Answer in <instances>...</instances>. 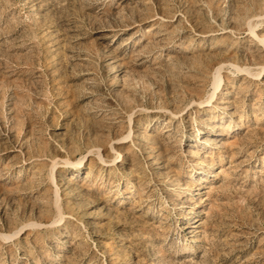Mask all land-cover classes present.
I'll return each instance as SVG.
<instances>
[{
    "label": "rangeland",
    "instance_id": "374dc122",
    "mask_svg": "<svg viewBox=\"0 0 264 264\" xmlns=\"http://www.w3.org/2000/svg\"><path fill=\"white\" fill-rule=\"evenodd\" d=\"M250 26L264 0H0V264H264Z\"/></svg>",
    "mask_w": 264,
    "mask_h": 264
},
{
    "label": "bare ground",
    "instance_id": "6f19581e",
    "mask_svg": "<svg viewBox=\"0 0 264 264\" xmlns=\"http://www.w3.org/2000/svg\"><path fill=\"white\" fill-rule=\"evenodd\" d=\"M250 32H251V34L253 35V37H255L256 38V41H257V43H258V45L259 46H263L264 47V36H262V35H257L256 33H255V31H254V28L253 27H251L250 26ZM237 67H239V66H237ZM246 67V66H245ZM245 67H242V68H240V69H238L239 70V72H241V71H244L245 73H247L249 76H255V77H258L260 74H261V71H264V66L261 68V70L259 71V72H253V71H248ZM250 70V69H249ZM244 73V74H245ZM217 78V77H216ZM255 79H257V78H255ZM213 84L215 85L214 86V88L216 87V84H218L217 82H216V79L214 80V82H213ZM217 88V87H216ZM215 90V89H214ZM217 90V89H216ZM214 92L210 95V100L213 98V96H214ZM118 98L120 99V96H119V93L118 92H116L115 93V97H114V100L115 101H117L118 100ZM209 100V101H210ZM208 105V104H207ZM242 115V114H241ZM163 121H165V124H168L169 123V121L168 120H163ZM226 124V123H225ZM151 125H153V124H148L147 125V127H149V126H151ZM127 137H129V135H127V136H125V137H121V139H127ZM209 138V137H208ZM208 140V139H207ZM111 143V142H110ZM213 144V143H212ZM113 147V144L111 143V148ZM210 147H213L212 145L210 146ZM113 149V148H112ZM94 153V152H93ZM98 154V153H97ZM117 156H118V162L119 161H123V155L121 154V153H118L117 154ZM98 157V156H97ZM99 159H100V161H101V163H102V165H104V166H110V165H112V163H110V162H108V160H106L105 158H102V156L101 155H99ZM79 161V160H78ZM110 161V160H109ZM113 162H114V160H113ZM66 162H64V164H65ZM77 167L76 168H74L72 171L73 172H75V171H78L79 170V168H81L82 167V161H79V162H77V165H76ZM52 172V171H51ZM48 173V172H47ZM59 213H61V211H59ZM84 214H85V216H87V217H89V215H88V213H86V212H83ZM62 214V213H61ZM55 223H56V221H55Z\"/></svg>",
    "mask_w": 264,
    "mask_h": 264
}]
</instances>
